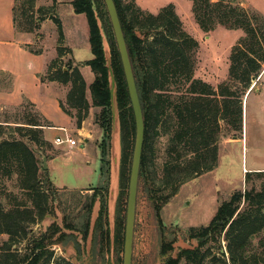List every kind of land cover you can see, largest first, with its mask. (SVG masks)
Returning <instances> with one entry per match:
<instances>
[{
  "label": "trees",
  "instance_id": "obj_1",
  "mask_svg": "<svg viewBox=\"0 0 264 264\" xmlns=\"http://www.w3.org/2000/svg\"><path fill=\"white\" fill-rule=\"evenodd\" d=\"M192 1L195 19L205 32L222 25L232 30L241 29L245 34L230 54L229 81L221 83L217 88L195 77L194 54L198 43L187 32L181 29L180 33L176 32L180 20L172 4L162 8L158 15H154L137 8L133 2L115 0L131 61L138 68L135 77L145 115L140 177L145 175L151 178V197L155 201L161 225L160 211L178 194L180 187L217 166L220 121L222 120L230 130L242 132L244 96L250 89L253 90V81L259 78L264 70V16L251 14L234 0ZM36 2L37 0H15V27L20 32L35 33L40 30L41 22L45 18L52 19L58 25L59 52L49 63L47 73L41 79L62 84L71 83L67 105L77 111L76 117L80 127L90 110L86 95L87 83L79 67L81 64L73 65V62L69 61L66 67H58L65 48L61 20L53 13V6L37 9ZM72 4L76 13L85 14L87 17L89 42L94 58L82 64L90 66L95 74V79L89 86L92 105L101 108V124L108 127L110 138L111 101L108 70L94 5L98 7L97 11L103 20L104 15L108 13L107 7L103 0H73ZM106 22L107 20L104 26ZM107 30L112 43V62L118 87L122 129L120 195L114 237V247L118 251L122 249L125 237L122 202L130 182L136 122L120 52L113 43L111 29ZM234 86H240L243 90L241 98L237 101L233 99L238 94ZM25 103L35 109L27 110L23 118L16 116L14 120H0V178L14 180V188L22 194V197H14L13 204H6L0 191V234L10 235L9 240L3 244V251L0 252V264H73L66 259L53 263V246L61 243L62 239L59 237L62 234L68 235L58 223H52L39 236L31 237L26 249L22 250L19 246L28 237L31 226L42 223L45 217L53 212L54 197V194L45 189V180L40 176L43 162L29 145L36 144L44 155V147L48 143L43 137L42 127L50 126L51 123L33 103ZM19 107H24V103ZM61 107L67 114L75 117L62 101ZM12 123L16 124L17 130H27V133L22 135L23 139L4 137L5 126H13ZM162 135L168 138L166 160L162 176L156 178V173L152 170L154 155L150 139ZM263 175L264 171L247 172L245 190H237L221 202L208 225L189 227V238L197 241L196 246L182 248L176 256L167 257L174 246L173 242L163 241V264H264V238H261L264 233V180L261 189L254 183V176L262 178ZM47 182L53 191L52 181L48 178ZM106 189L107 195L99 189H93L96 199L98 196L101 199L94 233L99 231L102 239L111 245L108 218L109 184ZM55 192L57 193V190ZM96 199L89 205V214L82 224V229H78L87 236ZM65 228L78 232L69 221ZM257 237L259 239L255 242Z\"/></svg>",
  "mask_w": 264,
  "mask_h": 264
},
{
  "label": "rangeland",
  "instance_id": "obj_2",
  "mask_svg": "<svg viewBox=\"0 0 264 264\" xmlns=\"http://www.w3.org/2000/svg\"><path fill=\"white\" fill-rule=\"evenodd\" d=\"M63 2L61 4L57 0H51L50 5L41 7L51 8L53 6L52 8L55 11L53 13H56L62 23V30L65 37L63 47L65 48L58 67H66L69 61H72L73 65L81 64L79 67L87 83L86 95L90 103L89 114L84 118L81 126H84L86 133L90 135L92 146L87 148L89 155L86 156L80 154L83 152L77 151L76 147L73 148V151H69L66 144L55 146L57 149H62L60 152H56L58 154L55 162L49 167L47 161L48 168H41L40 170V176L45 180V189H48L50 191L49 193L54 194L52 200L53 212L50 214V218L45 219L40 224L31 226L28 237L19 245L22 250L28 247L31 237L39 236L42 231L48 228L53 222H56L59 218L56 210L60 211L62 222L64 216L67 221L73 224L77 223L79 226H82L85 223L86 217L89 214V205L94 198L96 199L94 191H87L85 188L98 186L102 166L100 153L94 151L95 148L93 147L95 146H102L103 154L106 157V168H108L107 184L104 189L100 188L99 191L107 195L106 187L109 184V130L108 127L102 126L101 124V108L92 105L89 86L94 81L95 74L90 66L82 64L94 58L90 42H87L89 41L87 17L85 14H78L74 11L72 1L69 3V0H63ZM124 2H133L137 8L154 15H158L162 8L172 4L180 20L178 25L179 29L176 32L180 33L181 29L187 32L198 43L194 54L195 77L209 82L215 88L221 83L229 81L230 54L239 39L245 35L243 30H232L218 25L213 30L205 32L195 19L192 0H124ZM234 2L244 7L251 14L258 13L264 16V0H234ZM106 12H108L107 9ZM104 16L105 20L102 17L101 19L103 24L107 20L106 26H104V28L106 27V34L108 36L107 29H111L113 43L117 46L109 14L106 13ZM52 23V25H49L44 30V42L50 50L48 56L53 54L51 50L54 46H57V52H59L58 40L60 30L54 21ZM155 33L158 32L155 31ZM153 36L154 34L151 36V39ZM108 39L112 49L111 38L109 36ZM74 46L77 47L74 49ZM74 56L80 62H77ZM132 65L134 73L136 72L135 75L137 76V65H134L133 62ZM64 85L70 90L71 83ZM252 88L253 90L248 91L249 95H247V92L243 99L244 113L242 132L235 131L234 129L230 130L222 120L220 121L221 131L217 142L219 151L217 166L213 170L197 176L180 187L178 194L171 198L160 211L162 225L157 215L155 201L151 197V178L149 176L145 177V175L140 177L136 204L132 264H159V262L165 259L161 256L163 241L173 242L174 249L169 252L167 257L170 255L176 256L182 248L196 246L197 241L190 240L189 238V227L208 225L215 216L221 202L227 200L235 191L245 190L247 188L245 181L247 172L264 171V70L260 74V77L253 81ZM234 90L238 94L233 99L237 101L241 98L243 90L240 86H234ZM64 104L74 113L75 125L78 126L77 111L67 105V98ZM31 109L35 108L27 105V103H24V107L22 108L1 109L0 107V120H14L16 116L17 118H23L24 113ZM12 125L5 126L4 137L23 139L22 135L27 133V130H17L16 124L12 123ZM56 133L59 132L48 130L46 132L47 138L52 141ZM74 136L77 137V135ZM150 140L152 141L154 155L152 170L156 173V178L157 176L160 178L166 160L168 138L162 135L151 138ZM29 145L38 153V157L43 162V154H41L39 147L34 143H29ZM134 146L135 141L131 152V165ZM87 161L91 169L89 175L85 176L77 172V170H74V168H81ZM54 164L56 167H54ZM251 168L259 169L251 170ZM254 177L256 178L254 182L256 187L261 189L264 175L262 178ZM48 178L54 185L53 191H51L52 188H50L47 182ZM15 184L14 180L0 178V191L4 195V203L13 204L14 197H22L19 190L14 188ZM54 190H57V193ZM128 194L129 187L122 202L125 227ZM94 234L92 236L90 235L87 241L83 240L79 233L76 234L78 235L82 250L79 254H77V250L71 241H67L68 244L66 242L65 244L60 243L54 245L55 253L53 263L66 259L67 261L72 260L74 264H123L124 242L122 249L117 251L112 244L109 245L107 240L102 239L99 231ZM9 238V234H0V252L3 251V244ZM261 238H264V233ZM258 239L259 237L255 239V242Z\"/></svg>",
  "mask_w": 264,
  "mask_h": 264
},
{
  "label": "crops",
  "instance_id": "obj_3",
  "mask_svg": "<svg viewBox=\"0 0 264 264\" xmlns=\"http://www.w3.org/2000/svg\"><path fill=\"white\" fill-rule=\"evenodd\" d=\"M63 4V0H57ZM73 0H69L71 3ZM51 4V0H37V8ZM15 0H0V107L1 109L17 108L25 102H31L36 109L50 121V126L42 127V134L47 141L45 146V156L47 157L48 165L55 162L57 157V137H66V135H77L73 137L77 139V145L66 147L69 151H73L76 147L77 151L84 156L89 155L87 148L91 147L92 140L90 135L85 131L84 126L75 125V117L67 114L61 107V101L64 102L67 98L68 90L64 84L58 81L46 79L43 81L42 76L46 75L49 63L57 57V46L52 47V53L44 42V30L52 25L50 18L41 22V28L37 33L20 32L15 27L14 21ZM71 12V10H70ZM45 27V28H44ZM89 42V41H87ZM86 42V43H87ZM57 45V44H56ZM77 46H74V49ZM34 50H41L35 52ZM73 55V54H72ZM74 59L76 60L75 56ZM77 62H80L76 60ZM252 89L249 90V92ZM249 92L247 95H249ZM55 130L54 139L51 141L47 138L46 132ZM50 145V146H48ZM101 147V148H100ZM95 146V152L100 153V161L102 163L100 169V179L98 186L87 187L85 190L94 191L93 189H102L107 184L108 168H106V157L102 146ZM102 150V153H101ZM100 151V152H99ZM54 167L55 164H54ZM259 168H251L258 170ZM77 172L89 175L91 172L89 162L85 163L81 168H74ZM49 173V172H48Z\"/></svg>",
  "mask_w": 264,
  "mask_h": 264
},
{
  "label": "water",
  "instance_id": "obj_4",
  "mask_svg": "<svg viewBox=\"0 0 264 264\" xmlns=\"http://www.w3.org/2000/svg\"><path fill=\"white\" fill-rule=\"evenodd\" d=\"M104 2L107 7V11L116 38L117 47L120 52L125 78L128 85V91L134 111L135 122H136V137H135V146H134L133 159H132L130 182H129V194H128V202H127L125 241H124V256H123V264H132L137 194H138L141 161H142L144 137H145V118H144V111L140 100V95L137 87V81H136L131 57L129 54L128 46L126 43L125 35L123 32V28L121 25L115 0H104ZM94 10H95L98 26L100 29V33L102 36V44H103V50L106 60V67L108 70V80H109V89H110L111 130H110V177H109V190H108V218H109V225L111 232V243L114 246L117 202L120 195V174H121V161H122V129H121V120H120V109L118 104V87L115 78L113 62H112V49L103 25V21L99 16V13L95 5H94ZM42 165H43V169L48 168L47 157L45 155H43ZM100 209H101V199L100 196H98L94 203L91 213L89 236L90 235L92 236L94 234L95 225L99 217ZM56 212L59 217L56 220V222L61 226L63 231L67 234H77L78 232H76L75 230H69L65 228L64 223L62 222L60 211L56 210ZM50 217H51L50 214H48L45 217V219H48ZM159 264H163V262L161 261L159 262Z\"/></svg>",
  "mask_w": 264,
  "mask_h": 264
},
{
  "label": "flooded vegetation",
  "instance_id": "obj_5",
  "mask_svg": "<svg viewBox=\"0 0 264 264\" xmlns=\"http://www.w3.org/2000/svg\"><path fill=\"white\" fill-rule=\"evenodd\" d=\"M63 223H64V225L66 226V224H67V220H66V217H64L63 216ZM53 224H57V222H53ZM52 225V224H51ZM74 226H75V229L78 231V229L80 228V229H82V226H76V224L74 223ZM60 232V231H59ZM96 232H97V230H96ZM95 232V233H96ZM78 233L82 236V238H83V240H85V241H87V239H88V236H87V234H85L83 231H81V230H79L78 231ZM57 235V234H56ZM55 235V236H56ZM67 235V234H66ZM95 235V234H94ZM59 238H61L62 240H61V244L62 243H66L67 241L68 242H72L73 244H74V246H75V248H76V250H77V254H79V253H81V244H80V242H79V240H78V235H76V234H68L67 236H63V234L59 237ZM68 242H67V244H68ZM70 262H72L73 263V261L72 260H70ZM74 264V263H73Z\"/></svg>",
  "mask_w": 264,
  "mask_h": 264
},
{
  "label": "built area",
  "instance_id": "obj_6",
  "mask_svg": "<svg viewBox=\"0 0 264 264\" xmlns=\"http://www.w3.org/2000/svg\"><path fill=\"white\" fill-rule=\"evenodd\" d=\"M55 142L57 144H64L68 143L70 146H75L77 145V139L73 138L71 135H66V137H57L55 139Z\"/></svg>",
  "mask_w": 264,
  "mask_h": 264
}]
</instances>
